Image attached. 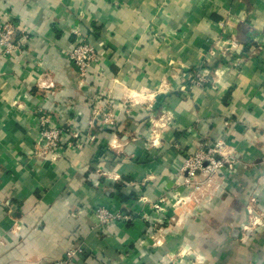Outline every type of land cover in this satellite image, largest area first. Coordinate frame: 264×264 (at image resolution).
Segmentation results:
<instances>
[{"label":"crops","instance_id":"1","mask_svg":"<svg viewBox=\"0 0 264 264\" xmlns=\"http://www.w3.org/2000/svg\"><path fill=\"white\" fill-rule=\"evenodd\" d=\"M10 20L28 42L0 45V264H264V0H0ZM217 142L235 165L192 201L179 167ZM101 207L130 221L100 227Z\"/></svg>","mask_w":264,"mask_h":264},{"label":"built area","instance_id":"2","mask_svg":"<svg viewBox=\"0 0 264 264\" xmlns=\"http://www.w3.org/2000/svg\"><path fill=\"white\" fill-rule=\"evenodd\" d=\"M16 25L11 20L0 22V45L2 46L4 55L14 54V51L27 43V40L24 38V35L26 36L25 32H21ZM69 57L78 68L81 77H85L88 74L89 69L97 58L95 49L87 43L86 40H82L78 43ZM193 84L195 86H204L205 80L196 78ZM95 115L99 117L100 123L102 124L108 126H113L115 124L111 112L96 111ZM42 121L40 153L38 154L43 157L49 156L53 159L56 157L64 132L60 128L46 127L47 123H49L48 119ZM70 136L77 139L79 134L73 133L72 135L70 134ZM68 147H72L71 142L68 143ZM234 165L235 159L233 155L226 152L221 142H217L214 143L213 148L205 147L200 149L195 157L187 163L184 169L186 181L190 179L195 180L200 175L205 178L214 177L221 170L225 168L232 169ZM196 189L198 190L199 187ZM95 217L100 227H105L114 222L130 221V218H123L120 213H113L102 207L96 209ZM82 253V248H78L69 252L66 260L59 261L56 264H72L74 256Z\"/></svg>","mask_w":264,"mask_h":264},{"label":"rangeland","instance_id":"3","mask_svg":"<svg viewBox=\"0 0 264 264\" xmlns=\"http://www.w3.org/2000/svg\"><path fill=\"white\" fill-rule=\"evenodd\" d=\"M12 21L16 25V22L14 20H12ZM16 27H17V25H16ZM24 38L27 40V36H24ZM84 41H85V39H84ZM80 42L81 41H79V43ZM233 48H236V45ZM96 56H97V53H96ZM85 77H83V78H85ZM213 146H214V143L206 144V145L203 144V146L198 147L193 153H191L185 159L182 166L179 167L178 174H179V177L181 178V181L179 180L180 182L178 183V185L175 188L176 189L182 188L183 190L188 191L187 194H193V196L191 197L192 201L197 202L198 194H200L202 191H204L205 185H207L208 188L213 185L212 184L213 183V177H210V178L208 177V180L206 181V183L200 181L199 177H197L195 180L190 179L189 181H186L184 169L186 168L187 163L190 162V160L195 157V155L199 152L200 149L205 148V147L213 148ZM197 187H199L198 190L196 189ZM187 199H188L187 197L183 198V196L178 197L176 199V205L178 207L182 206L186 202ZM188 253H190L191 256H172L169 259L162 260L160 264H204L205 263L204 257L199 255V254H196V253H198L196 250L191 249L190 252H188ZM188 253H186V254H188ZM194 254H195V256H193ZM188 259H190V260H188Z\"/></svg>","mask_w":264,"mask_h":264}]
</instances>
